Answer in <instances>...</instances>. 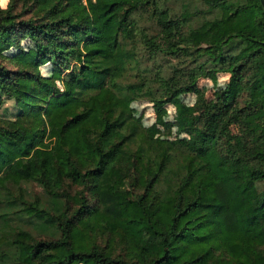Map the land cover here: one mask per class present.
I'll use <instances>...</instances> for the list:
<instances>
[{
	"label": "trees",
	"instance_id": "16d2710c",
	"mask_svg": "<svg viewBox=\"0 0 264 264\" xmlns=\"http://www.w3.org/2000/svg\"><path fill=\"white\" fill-rule=\"evenodd\" d=\"M26 41L28 66L9 55ZM218 73L229 81L198 118L165 124L188 140L154 136L132 110ZM7 103L0 264H264L262 0H9ZM34 184L45 195L27 200Z\"/></svg>",
	"mask_w": 264,
	"mask_h": 264
},
{
	"label": "rangeland",
	"instance_id": "374dc122",
	"mask_svg": "<svg viewBox=\"0 0 264 264\" xmlns=\"http://www.w3.org/2000/svg\"><path fill=\"white\" fill-rule=\"evenodd\" d=\"M182 0H171L173 7L181 11ZM7 2L0 4L6 7ZM195 22H199L200 19H194ZM142 26L147 28L149 33H155L156 27L152 24V20L146 13L143 16ZM9 55L16 61H19L25 65H29L33 62L36 56L35 45L31 41L23 42L20 48H14L9 52ZM174 66H179L180 62L177 59H173ZM47 75H52L54 68L51 65L41 69ZM230 75L225 73H218L210 78L201 79L198 84V89L195 93L183 94L176 98L172 103L167 104L161 111L154 109L153 103L149 101H139L132 104V110L134 114L142 121V123L148 127L151 133L156 137L171 140H188L189 135L186 133H179L178 127H166L167 122H175L179 116H184L185 120L191 124L201 113V110L211 105L216 100L217 93L223 89L228 83ZM5 108L13 110L10 103L0 106V114L6 112ZM78 188L72 186L71 192L74 194ZM45 195L43 189L37 184L31 185L29 188L27 200L33 199L34 196L43 198Z\"/></svg>",
	"mask_w": 264,
	"mask_h": 264
},
{
	"label": "water",
	"instance_id": "95a60500",
	"mask_svg": "<svg viewBox=\"0 0 264 264\" xmlns=\"http://www.w3.org/2000/svg\"><path fill=\"white\" fill-rule=\"evenodd\" d=\"M263 6H264V0H262Z\"/></svg>",
	"mask_w": 264,
	"mask_h": 264
},
{
	"label": "built area",
	"instance_id": "2783aa9c",
	"mask_svg": "<svg viewBox=\"0 0 264 264\" xmlns=\"http://www.w3.org/2000/svg\"><path fill=\"white\" fill-rule=\"evenodd\" d=\"M85 1V3H87V0H84Z\"/></svg>",
	"mask_w": 264,
	"mask_h": 264
}]
</instances>
